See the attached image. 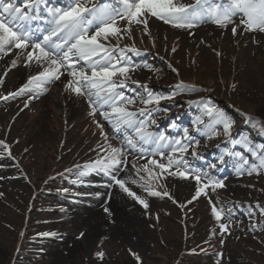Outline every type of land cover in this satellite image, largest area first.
Listing matches in <instances>:
<instances>
[{"label":"snow or ice","instance_id":"obj_1","mask_svg":"<svg viewBox=\"0 0 264 264\" xmlns=\"http://www.w3.org/2000/svg\"><path fill=\"white\" fill-rule=\"evenodd\" d=\"M153 18L187 30L211 21L221 29L231 26L234 37L245 32L264 33V0H55V3L52 0H0V60L12 54V68L21 63L29 69L35 67V74H29L19 88L0 92V101L26 96L24 107L27 108L28 102L38 99L47 91L48 85L62 83L66 92L85 99L88 115L99 135L95 147L90 149L96 153V158L74 166L77 179L72 183L82 184V178L89 173H102L111 182L106 187L118 186L142 206L143 215L151 218L150 198H168L177 203L168 190L171 180H194L195 194L187 204L201 195L208 197L211 213L219 224L222 245L225 234H231V219L237 205L235 202L218 205L208 195V190L215 192L225 185L208 170L198 169L190 163L189 157L201 158L197 151L200 141L193 132L205 138L222 134L231 145H241L244 151H226L219 157L221 163L225 155L236 158L234 167L237 175H258L264 170V145H255L247 137L233 138V122L227 112L204 97L189 102L201 109V115L193 121L192 131L184 127L172 136L165 131L153 130L154 126L159 127L154 116L160 111L161 100H171L180 92L210 91L180 80L172 94L165 96L132 78L141 65L135 63L129 53L140 56L142 51H148L136 47L134 30L140 32L141 42L147 35L155 47L149 28ZM125 40L131 43H122ZM171 51L175 52L176 47L173 46ZM216 55L221 53L217 51ZM168 66L179 75L178 69L171 64ZM143 67L154 70L149 64ZM7 74L8 69H5L0 75V86L4 85ZM65 74L68 77L66 82L61 79ZM131 85H137L143 91H137ZM129 91L131 94H127ZM97 115L101 120L96 119ZM247 119L257 123L254 117L248 116ZM105 123L120 138L118 145L109 140L104 130ZM259 126L264 130V124ZM168 127L176 130L181 126L173 120ZM0 149L11 156L5 139H0ZM129 155L134 157L132 161H129ZM139 160H144V163L140 164ZM209 168L215 169L216 165ZM65 171L72 172V169ZM121 173H124L123 177ZM129 183L138 186L140 194L133 191ZM62 192L68 193L69 189H62ZM95 195L100 197L102 194ZM253 210L264 216V206L249 205L250 220ZM103 211L111 220L113 213L110 208L103 206ZM155 219L159 220L158 214ZM260 226H264V221ZM251 227L256 228L257 225L252 224ZM216 234L213 229L212 235ZM38 235L48 237L57 234L44 232ZM85 236L86 233L81 231L77 238ZM129 252L140 262L139 254L131 249ZM217 255L222 256V253ZM94 256L103 262L106 253L98 246Z\"/></svg>","mask_w":264,"mask_h":264},{"label":"rangeland","instance_id":"obj_2","mask_svg":"<svg viewBox=\"0 0 264 264\" xmlns=\"http://www.w3.org/2000/svg\"><path fill=\"white\" fill-rule=\"evenodd\" d=\"M152 22L160 26L164 23L160 20L158 23ZM208 24L209 22H204L191 30L179 31L183 34L181 38L193 41L187 44V41L184 43L182 40L175 52L171 51L167 40L161 44V38L156 39L155 47L153 43L136 41L137 48L148 50L143 63L152 65L154 70L138 68L132 78L148 84L152 90L165 96L172 94L180 80L210 89L180 92L171 100H161L159 108L164 113L167 111L172 114L183 102L189 103L201 97L210 98L232 120L233 138L247 137L253 139L249 141L255 145H264V130L259 126L263 124L260 119H264V33L245 32L234 42L237 35L233 36L231 26L224 28L219 39L223 41L225 48L232 51L221 50L218 51L221 55L217 56L201 36ZM123 43L130 44L131 41ZM189 48L205 49L209 57L201 52L202 54H196V60H191ZM239 55L244 58L243 62ZM169 64L178 69L179 75L171 70ZM140 69H146L144 76L139 75ZM233 84L236 85L235 88L232 87ZM139 91L143 90L139 88ZM15 101L0 102V113L17 102ZM193 106L198 114L192 111L188 119L191 125L184 126L190 131L194 127L193 121L201 115L200 107L197 104ZM248 116L254 117L257 123L248 121ZM163 118L175 119L174 116L161 115L155 120ZM9 129L11 133L16 132V127L11 126ZM2 134L3 130H0V137ZM193 134L200 141L197 151L201 157L194 159H204L203 163L196 164V168L208 170L211 175L223 180L225 185L215 192L208 190V195L218 205L225 202H235L237 205L231 219V234H225L222 245L219 224L211 213L208 197L201 195L191 204L186 202L183 208L178 202L173 203L168 198H150L151 212L159 216V220L152 223L149 216L142 214V206L122 190L121 199L111 198L112 196L107 200L105 198L96 205L97 210L101 212L103 206L109 207L114 200L120 204L124 202L122 205L125 208L122 211L128 214V219L133 214L138 218L140 213L144 222L136 224L132 221L131 227L125 229L126 234H103L97 230L91 236L88 235V238L85 236L78 239L81 231L87 232V226L76 222L73 214H69L66 221L58 220L62 217L56 212V206L66 205V201L62 202L57 198L63 196L60 193L63 187L55 185V181L57 183L64 180V176H56L55 181L46 178L54 170L48 158L62 166L60 163H66L72 155L74 157V145L62 140L48 145V139L36 135L34 140L21 138L10 141L11 156L0 149V154L9 157L0 161V193H3L0 195V264H217V261L219 264H264V226H260L264 216L258 210H253L251 220L248 215L249 205L264 206V170L258 175H237L234 167L236 158L225 155L224 162L221 163L219 157L226 151H244L241 145H231L222 134L211 138ZM257 137L260 141H257ZM224 138H227L226 146ZM52 147V154H46ZM206 154L210 155L209 158ZM214 161L221 164L216 165L215 169L209 168ZM33 173L37 175L33 176ZM173 180L188 188L187 201L191 200L196 190L195 181ZM45 181L47 184H44ZM128 186L140 194L138 186ZM55 201L58 205H55ZM189 205L192 208L187 207ZM252 224L257 227L252 228ZM213 229L216 235H212ZM44 232L57 235H38ZM98 246L106 253L103 262L94 256ZM129 249L139 254L140 262L130 254ZM218 253H222V256L217 255Z\"/></svg>","mask_w":264,"mask_h":264},{"label":"bare ground","instance_id":"obj_3","mask_svg":"<svg viewBox=\"0 0 264 264\" xmlns=\"http://www.w3.org/2000/svg\"><path fill=\"white\" fill-rule=\"evenodd\" d=\"M149 28L151 30L152 37L154 38V42L157 38H161V44H164L166 41L165 37H167V41L170 43L171 48L173 46L178 48L182 40L184 43L187 41V44L193 41L190 39L185 40L184 38H181V35L183 34H181L178 30L171 29L167 26L156 25L152 21L149 23ZM221 30V28L209 27L207 30H205L203 35H201L206 39V43L209 44L211 49L216 50L214 53L221 50L232 51L230 48H225L223 41H220L219 37L222 34ZM134 36L136 41H141V34L139 31L134 30ZM240 36L241 35H237L233 41L235 42L238 40L237 38ZM143 41L147 43H153V40L147 35L143 36ZM195 47H197V45ZM188 50L189 58L191 60H196V54L198 53L202 54L201 52H204L206 54L205 49L189 48ZM232 56H234V54H232ZM239 56L243 62L244 58H242V55ZM260 56L263 57V55ZM12 58V54H9V56L4 57L3 60H0V75H3L5 69H8V74L5 77V83L0 87V92L16 90L28 78L29 74H35V67L29 69L22 63L18 64L15 68H12L10 64ZM144 72L146 71L140 69L139 75L144 76ZM62 78L65 81L67 80L65 76ZM26 100L27 97L24 96L17 103L8 106L4 112L0 113V130H3L1 137L4 138L6 142H10L12 140L21 138H29V140H34L36 135L44 136L46 139H48V145L54 141H70L71 144L75 146V151L77 150L76 153L81 157L80 161H75L71 167L72 175L77 176V170L74 166L77 164L84 165L85 162H89L96 158V153L90 149L94 148L96 142L99 140L98 130L88 115L87 104L82 98L75 96V94L66 92L64 90L63 84L60 82H55L51 86H47V91L41 94L38 99L28 102L27 108L24 107V102ZM11 126L16 127V132L11 133V130L9 129ZM109 140L113 145H115L113 143V139L109 137ZM50 150L47 151L46 154H52L53 147L50 148ZM0 157L6 159V157L2 154ZM72 157H69L67 160L70 161ZM129 158L131 161L134 159V157ZM48 162H50L52 166L59 165L55 162V160L49 158ZM139 163L141 164L140 160ZM63 167L66 168L67 165ZM36 175L37 174L33 173V176ZM92 175V173H89L87 176ZM123 175L124 173H121V177H123ZM110 183V181L100 182L97 186V189H100L99 192H94L95 186L93 187V185L97 184L94 182V179L84 180L82 184L76 183L75 185L78 186V190L87 188V195H85L87 201H80L81 203L85 202L84 207L74 210L70 208L67 210L68 213H66V209L61 211L66 216L73 214L76 222L81 223L82 226H87V232H85L87 234L86 238H88V235L91 236L92 233H95L97 230L103 234L117 235L123 234V232L126 234L125 229L131 227L132 221H134L136 224L144 222V219H142L140 213L139 216H137L138 218H136L135 214H133L129 220L127 216L128 214L122 211L125 206L122 205L124 202L121 200L120 202H123L121 204L115 202L114 200L108 205L110 211L113 213L111 220L103 210L101 212L97 210L96 205L103 202V199L105 198L107 200L109 198V194L110 197L112 196L111 198L115 197L114 199H121L120 196L122 192L121 189L117 188L118 186H105ZM129 185L132 184L129 183ZM168 190L174 195L175 200L180 205L186 204V194H189L187 187L182 186L177 180L172 179L168 185ZM95 193H101L102 195L97 197ZM80 196L81 193H79V195H73L71 200L79 202L77 197ZM88 203H91V206H88ZM187 207L192 208L190 205ZM193 209L195 211L197 210L194 207ZM151 219L152 223L156 222L155 215H153ZM106 220H109V222L107 223ZM102 226L104 227V230Z\"/></svg>","mask_w":264,"mask_h":264}]
</instances>
